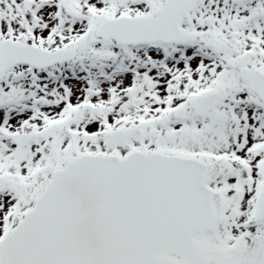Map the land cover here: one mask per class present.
Returning <instances> with one entry per match:
<instances>
[{
	"label": "snow or ice",
	"instance_id": "1",
	"mask_svg": "<svg viewBox=\"0 0 264 264\" xmlns=\"http://www.w3.org/2000/svg\"><path fill=\"white\" fill-rule=\"evenodd\" d=\"M0 264H264V0H0Z\"/></svg>",
	"mask_w": 264,
	"mask_h": 264
}]
</instances>
